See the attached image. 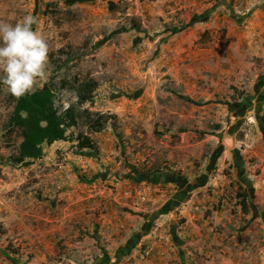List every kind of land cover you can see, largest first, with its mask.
<instances>
[{"label":"rangeland","instance_id":"obj_1","mask_svg":"<svg viewBox=\"0 0 264 264\" xmlns=\"http://www.w3.org/2000/svg\"><path fill=\"white\" fill-rule=\"evenodd\" d=\"M246 4L0 0V21L14 24L31 15L49 45L47 79L34 91L52 82L61 112L76 97L59 89L60 81L93 79L94 99L80 109L116 116L115 128L110 121L89 133L80 122L67 132L87 134L97 144L95 154L76 153L74 142L61 141L44 146L41 159L14 166L9 158L20 138L4 128L14 99L0 84V264H140L153 245L172 255L173 264H264V86H255L264 61L252 59L251 82L216 86L198 53L215 40L202 34L211 12L236 20ZM214 30L225 46L228 28ZM249 100L254 109L243 115ZM199 176L187 211L201 214L199 224L225 211L205 232L222 244H213L210 257L195 254L187 262L171 239L185 218L177 210L155 213L178 196L175 182ZM129 180L175 184L158 186L165 193L161 203L143 205L125 196L135 195ZM237 193L245 196L246 214Z\"/></svg>","mask_w":264,"mask_h":264},{"label":"crops","instance_id":"obj_2","mask_svg":"<svg viewBox=\"0 0 264 264\" xmlns=\"http://www.w3.org/2000/svg\"><path fill=\"white\" fill-rule=\"evenodd\" d=\"M246 3L243 9L244 15L240 19L234 20L228 16L229 12H219L217 9L211 12L208 21L203 22L202 34L208 32L215 34L212 36L215 40L209 45L207 44L203 49L198 50L201 56V68L216 86L220 81L225 85H233L240 81L243 82V79L250 80L251 77L248 76L247 78L246 72L252 74L251 70L254 66L252 59L261 58L264 61V0H246ZM220 27L228 28L226 38L229 39V42L225 46L219 39L216 40V31L214 29ZM259 79L256 81L255 86H264V75L260 76ZM252 101L249 100L241 108L243 109L242 114L253 111L254 106L250 104ZM262 142H264V139ZM200 177H197V179L196 177L192 179L181 177L180 182H175L178 183V189H180V191L178 190L176 192L178 196L174 197L172 195V198L168 199V202L162 206L160 212L155 213V215L157 214L159 216L163 214V216H170L173 210H177L185 218V226L181 227L180 234H172L171 239L174 245H179V254L182 261L188 258L187 262H192L195 254L210 257L214 253L213 244H216V246L222 244L217 239L207 236V234H209L210 223L220 222L219 220L223 217L225 211L215 212L206 221L201 218L202 222L200 224L198 220L201 214L196 213V217H193L187 211V204L191 202V199L188 201L189 197L187 196L195 189H198L201 183L199 180L201 179ZM172 182V180H167L165 184L154 185L152 183H139L135 180H129L128 183L130 186L132 185V190L135 192V195L130 190L125 192V196H129L131 200L137 197V200L142 202L143 205L149 203L155 205L159 202L161 203L164 200L162 198L165 197L164 191L158 186L166 184L174 185L175 183ZM193 218L198 222L194 223ZM222 226L225 228L226 224H222ZM206 231L207 234L205 233ZM139 236L141 235L134 236V239H138ZM155 246L157 247V245ZM181 250H186V254H183ZM150 252V256L140 264H173V261H170L173 260L170 259L173 258L172 255L167 254L166 251L163 252L161 249L157 250L153 245ZM6 262L3 264H9V261L6 260ZM183 264L186 263L183 261Z\"/></svg>","mask_w":264,"mask_h":264},{"label":"trees","instance_id":"obj_3","mask_svg":"<svg viewBox=\"0 0 264 264\" xmlns=\"http://www.w3.org/2000/svg\"><path fill=\"white\" fill-rule=\"evenodd\" d=\"M60 67H57L58 69ZM59 89L69 88L74 92L76 103L70 104L63 111H58L54 105L55 93L52 82L42 88L17 99L13 97V109L4 124L6 131H17L20 142L17 152L9 158L12 165H20L27 161L41 159L44 146L55 142H74L73 148L78 152H98L97 144L87 134L80 131L73 137L69 130L77 128L81 122L89 133H98L116 116L112 114L91 113L87 109H80L85 103H92L97 83L93 79L60 81ZM244 99V98H243ZM1 177V174H0ZM244 214L247 203L243 193L236 194Z\"/></svg>","mask_w":264,"mask_h":264},{"label":"clouds","instance_id":"obj_4","mask_svg":"<svg viewBox=\"0 0 264 264\" xmlns=\"http://www.w3.org/2000/svg\"><path fill=\"white\" fill-rule=\"evenodd\" d=\"M31 15L18 22L0 21V84L19 99L47 79L49 45L43 34L33 29Z\"/></svg>","mask_w":264,"mask_h":264},{"label":"water","instance_id":"obj_5","mask_svg":"<svg viewBox=\"0 0 264 264\" xmlns=\"http://www.w3.org/2000/svg\"><path fill=\"white\" fill-rule=\"evenodd\" d=\"M101 260H102V258L98 257V258L95 259V263L98 262V261H101Z\"/></svg>","mask_w":264,"mask_h":264},{"label":"flooded vegetation","instance_id":"obj_6","mask_svg":"<svg viewBox=\"0 0 264 264\" xmlns=\"http://www.w3.org/2000/svg\"><path fill=\"white\" fill-rule=\"evenodd\" d=\"M170 179V178H169Z\"/></svg>","mask_w":264,"mask_h":264}]
</instances>
